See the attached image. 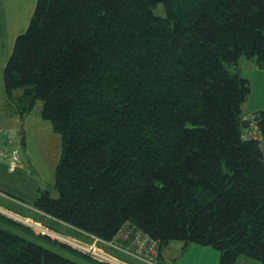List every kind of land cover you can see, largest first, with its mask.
Segmentation results:
<instances>
[{"label": "trees", "instance_id": "trees-1", "mask_svg": "<svg viewBox=\"0 0 264 264\" xmlns=\"http://www.w3.org/2000/svg\"><path fill=\"white\" fill-rule=\"evenodd\" d=\"M241 57L264 69V0H36L3 68L7 100L39 101L61 137L58 195L33 207L105 241L129 222L160 250L264 264V110L243 137ZM0 264L80 263L0 226Z\"/></svg>", "mask_w": 264, "mask_h": 264}, {"label": "rangeland", "instance_id": "rangeland-1", "mask_svg": "<svg viewBox=\"0 0 264 264\" xmlns=\"http://www.w3.org/2000/svg\"><path fill=\"white\" fill-rule=\"evenodd\" d=\"M35 3L36 0H1V8H5L4 19L8 21L9 24L13 25L17 34L25 30ZM154 12L158 15L165 14L161 3L154 8ZM41 106L42 104L37 101L32 108L31 113L26 118L24 117V119L16 125L18 126L17 128L10 131L17 139H15L16 146L20 153L25 154V148L28 152L32 153L30 161L33 159L36 163H38L40 174L46 182L45 184L49 195L56 197L58 192L53 187V182L55 167L61 154V137L59 133L52 130L50 121L42 118ZM22 123L24 124V131L20 134ZM21 135L23 136L25 145L20 144ZM33 156L35 158H33ZM0 208L7 212L6 213L0 210L1 227L14 231L29 240L37 242L46 248L79 262L80 264H103L101 263L104 261L103 258L95 256L87 250L90 246L97 248V251L100 250L101 252L109 254L124 263L143 264L139 260L125 255L106 243L96 240L95 237H90V235L87 236L82 232L62 225L55 220L43 219L32 215L27 217L23 216L24 214L21 215L22 213L20 212L15 213L14 211L4 209L1 206ZM8 213H13L18 217L31 220L44 226L48 225L49 227H52L59 234L58 239L62 242L54 241L45 236H40L41 234L37 230L25 225L24 223L21 224L22 222L20 220L13 218ZM1 214L21 223L11 222L6 217L1 216ZM73 242L80 244V246L78 248L74 247ZM98 244H101L102 247ZM166 248L167 252L170 251L172 255L178 256L174 261L175 264H180L181 262L185 264H215L219 258V251L215 247L196 242H189L185 244L182 240H172L166 245H163L164 254H166ZM247 262L246 264L250 261L248 263ZM251 263L252 262H250V264ZM236 264H244V262L238 260Z\"/></svg>", "mask_w": 264, "mask_h": 264}, {"label": "crops", "instance_id": "crops-1", "mask_svg": "<svg viewBox=\"0 0 264 264\" xmlns=\"http://www.w3.org/2000/svg\"><path fill=\"white\" fill-rule=\"evenodd\" d=\"M4 16L5 8H1L0 0V125L7 128L11 133L10 130L13 131L14 128H17L16 125L24 117L26 118L32 110L23 112L6 98L3 68L11 54L14 39L18 34L15 32L13 25L4 19ZM230 69L246 78L250 85V92L241 106L242 116L244 117L250 112L264 110V69L260 68L253 58L248 57H241L237 66ZM11 135L12 138L9 144L17 147L16 137L13 134ZM260 146L264 152V134ZM24 152L25 154H21V161L12 167L7 162L0 161V206L15 213L20 212L21 215L24 214L23 216L30 217L32 215L43 219H51L33 207V202L38 193L41 190H47V188L46 182L40 174L38 163L33 159L30 161L32 153L28 152L26 148ZM33 158L35 157L33 156ZM177 257L172 255L170 251L167 252V248L166 254H164L163 248H161L159 261L163 264H175L174 261ZM180 264L185 263L181 262Z\"/></svg>", "mask_w": 264, "mask_h": 264}, {"label": "built area", "instance_id": "built-area-1", "mask_svg": "<svg viewBox=\"0 0 264 264\" xmlns=\"http://www.w3.org/2000/svg\"><path fill=\"white\" fill-rule=\"evenodd\" d=\"M256 116V112H250L244 116L243 121H245V127L242 133L243 137L252 139H260L262 137L261 129L257 123ZM11 138L12 135L9 130L0 125V161L7 162L10 167L21 161V153L19 149L9 144ZM0 210L2 209L0 208ZM8 214L11 215L13 218H17L25 225L37 230L40 234H46L57 239L59 238L58 233L42 224H38L31 220L18 217L13 213ZM95 239L104 242L115 249H118L119 251L127 254L128 256L139 260L143 264H163L159 261V241L139 229H134L133 226L129 225V222H127L119 229L116 237L113 240L105 241L97 237H95ZM118 240L122 242V244L115 242ZM73 243L74 247L78 248L80 246V244L78 243ZM96 249L97 248L91 246L87 248V250L90 251L91 254L103 258L104 261L108 263L128 264L118 260L117 258H114L109 254L103 253L100 250L97 251L98 249Z\"/></svg>", "mask_w": 264, "mask_h": 264}, {"label": "water", "instance_id": "water-1", "mask_svg": "<svg viewBox=\"0 0 264 264\" xmlns=\"http://www.w3.org/2000/svg\"><path fill=\"white\" fill-rule=\"evenodd\" d=\"M24 131V124L22 123L21 124V128H20V134H22ZM20 143L23 144L24 143V140H23V136L21 135L20 136Z\"/></svg>", "mask_w": 264, "mask_h": 264}]
</instances>
